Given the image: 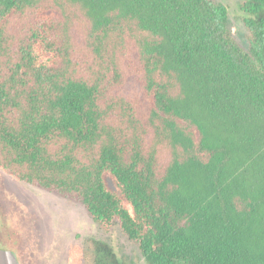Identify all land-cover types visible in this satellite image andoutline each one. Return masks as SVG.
Wrapping results in <instances>:
<instances>
[{
  "label": "trees",
  "instance_id": "trees-1",
  "mask_svg": "<svg viewBox=\"0 0 264 264\" xmlns=\"http://www.w3.org/2000/svg\"><path fill=\"white\" fill-rule=\"evenodd\" d=\"M239 6L243 43L219 0H0V169L149 264H264V0Z\"/></svg>",
  "mask_w": 264,
  "mask_h": 264
},
{
  "label": "rangeland",
  "instance_id": "rangeland-1",
  "mask_svg": "<svg viewBox=\"0 0 264 264\" xmlns=\"http://www.w3.org/2000/svg\"><path fill=\"white\" fill-rule=\"evenodd\" d=\"M219 1L228 5L243 43L242 0ZM90 238L108 241L129 264H149L139 246L118 227L102 229L81 203L21 182L0 169V245L16 250L23 264H68L71 247L86 248Z\"/></svg>",
  "mask_w": 264,
  "mask_h": 264
},
{
  "label": "water",
  "instance_id": "water-1",
  "mask_svg": "<svg viewBox=\"0 0 264 264\" xmlns=\"http://www.w3.org/2000/svg\"><path fill=\"white\" fill-rule=\"evenodd\" d=\"M0 264H21L16 250L0 248Z\"/></svg>",
  "mask_w": 264,
  "mask_h": 264
}]
</instances>
